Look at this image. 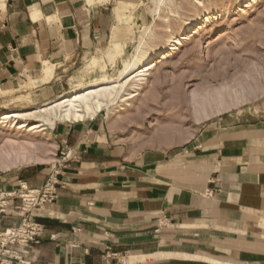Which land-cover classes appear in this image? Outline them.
Instances as JSON below:
<instances>
[{"label":"crops","instance_id":"crops-1","mask_svg":"<svg viewBox=\"0 0 264 264\" xmlns=\"http://www.w3.org/2000/svg\"><path fill=\"white\" fill-rule=\"evenodd\" d=\"M149 3L0 0V98L51 85L69 59L108 42L122 55ZM104 111L54 125L74 156L59 170L56 199L36 210L41 241L21 248L34 264H264V124L140 144ZM48 169L25 166L3 188L42 187ZM19 203L10 200L3 227L20 223Z\"/></svg>","mask_w":264,"mask_h":264},{"label":"rangeland","instance_id":"rangeland-1","mask_svg":"<svg viewBox=\"0 0 264 264\" xmlns=\"http://www.w3.org/2000/svg\"><path fill=\"white\" fill-rule=\"evenodd\" d=\"M151 1L150 18H145L144 24L136 26L135 30L133 27L129 28L130 40L123 41L125 48L115 62L110 61L107 56L113 46L112 43L108 49V42L102 49L88 56L69 59L53 77L51 85L38 88L32 86L28 90L20 88L12 95L0 98V109L34 110L76 87L80 88L94 78L117 80L147 28H152L153 34H157V40L160 38L159 29L164 23L151 9ZM166 1L162 6L163 12L169 16L170 24L175 28L186 23L190 14L195 12L194 3L200 13L218 6L222 10V16L213 23V32L205 27L195 28L184 41L186 44L183 47L167 58L161 57L157 67L148 75L140 95L125 110L117 114L115 103L104 111V114L109 113L126 122L127 127L120 129L118 133L134 143H176L188 140L206 126L264 124V76H258V87L243 103L226 111L197 122L193 108L195 97L203 99L222 95L226 86L241 81L245 76L240 75L249 73L248 71L254 70L259 74L263 72L264 75V0L255 2L252 7H243L247 5L246 2L240 5L235 0H203L206 5L203 7L196 0ZM153 34L145 35L149 43ZM200 38L202 44L196 47ZM94 56L98 58V62L93 65ZM222 69L230 71L234 76H221ZM38 120L30 118L28 123L32 125ZM6 124L0 122V182L25 166L48 167L50 173L60 169L62 152L67 153L70 148L67 145L58 146L54 126L46 125L30 130L32 126L19 128L15 126L16 123L12 126ZM71 153L72 158L74 155Z\"/></svg>","mask_w":264,"mask_h":264},{"label":"bare ground","instance_id":"bare-ground-1","mask_svg":"<svg viewBox=\"0 0 264 264\" xmlns=\"http://www.w3.org/2000/svg\"><path fill=\"white\" fill-rule=\"evenodd\" d=\"M235 1L240 5L246 2L247 5H243V7H252L255 2L260 0ZM195 2L200 3L202 7L206 6L203 0H196ZM166 3V0L151 1V9L156 15H159L164 23L159 29L160 32L158 35L160 38L157 40V34H153L152 28H147L145 32H143L145 34L144 36L142 35L131 60L125 63L117 80H110L106 77L94 78L84 85L82 84L80 88L76 87L60 95L59 98L57 97L58 99L34 110L4 111L0 109V122L7 123L6 125L10 124V126L16 123L15 126L19 128H29L32 126L30 130H35L45 127L46 125L54 126L57 121L61 120H82L86 117H94L98 112L109 109L110 106L115 103L116 113L125 110L126 107L131 104V101L140 95L148 75L157 67L161 57L167 58L172 52L183 47L186 44L184 41L190 37V33H192L195 28L199 27L203 29L205 27L208 30L211 29L213 32V23L216 19L220 18V15L222 16V10L218 6L205 8L206 12L200 13L197 4L194 3L196 7L195 12L190 14L186 23L175 28L170 24L169 16L163 12L162 6ZM184 16H186V14ZM146 34H153L155 37H153L151 43L145 39ZM200 44H202V38L197 41L196 47H199ZM147 47L149 48L147 49ZM120 54V45L113 42V46L109 49L107 56H109L110 61L115 62L117 56H120ZM95 62H98V59L94 58L92 60L93 65ZM221 71V76H234V74L230 73L228 70L222 69ZM248 72L249 73L240 75L245 76L241 78V81L236 83L233 81L235 84L231 83V85L226 86L225 93H222V95H212L211 97H205L203 99L195 97V99H193L195 119L209 118L213 114L226 111L233 106L243 103L245 98H248V96L255 91V88L258 87L259 77L264 76L263 72H261L262 74L255 73L256 71L254 70ZM2 94L5 93L0 91V95ZM6 107L7 106H5V108ZM30 118H38L39 120L30 125V123H28Z\"/></svg>","mask_w":264,"mask_h":264},{"label":"built area","instance_id":"built-area-1","mask_svg":"<svg viewBox=\"0 0 264 264\" xmlns=\"http://www.w3.org/2000/svg\"><path fill=\"white\" fill-rule=\"evenodd\" d=\"M71 152L70 149L67 153L62 152L60 169L71 159ZM60 169L51 172L46 184L39 188H30L22 183L18 189L7 191L0 182V264H34L21 248H30L41 241L45 227L37 220L36 210L56 199ZM14 199L20 201L15 207L21 212L20 223L3 227V220L9 214L10 200Z\"/></svg>","mask_w":264,"mask_h":264}]
</instances>
